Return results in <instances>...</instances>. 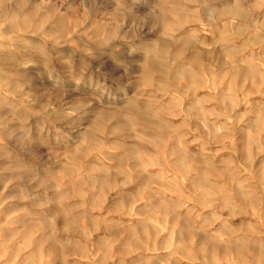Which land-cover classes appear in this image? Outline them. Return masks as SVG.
Instances as JSON below:
<instances>
[{
  "label": "rangeland",
  "instance_id": "rangeland-1",
  "mask_svg": "<svg viewBox=\"0 0 264 264\" xmlns=\"http://www.w3.org/2000/svg\"><path fill=\"white\" fill-rule=\"evenodd\" d=\"M0 264H264V0H0Z\"/></svg>",
  "mask_w": 264,
  "mask_h": 264
}]
</instances>
